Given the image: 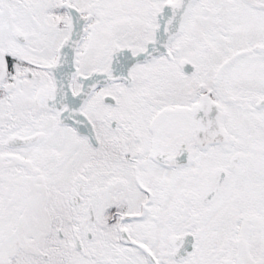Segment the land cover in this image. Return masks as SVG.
Here are the masks:
<instances>
[{
    "label": "snow or ice",
    "instance_id": "1",
    "mask_svg": "<svg viewBox=\"0 0 264 264\" xmlns=\"http://www.w3.org/2000/svg\"><path fill=\"white\" fill-rule=\"evenodd\" d=\"M0 264H264V0H0Z\"/></svg>",
    "mask_w": 264,
    "mask_h": 264
}]
</instances>
